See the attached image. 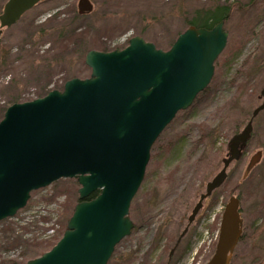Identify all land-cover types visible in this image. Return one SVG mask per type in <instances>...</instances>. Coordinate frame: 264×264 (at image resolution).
<instances>
[{"label": "rangeland", "instance_id": "1", "mask_svg": "<svg viewBox=\"0 0 264 264\" xmlns=\"http://www.w3.org/2000/svg\"><path fill=\"white\" fill-rule=\"evenodd\" d=\"M77 1L42 0L2 28L0 118L12 103L61 90L71 78H87L90 68L84 59L89 50L122 49L133 36L167 50L195 11L228 7L223 25L227 43L214 62L213 76L152 145L129 208L134 227L111 257L123 256L127 264H166L192 207L221 169L230 138L262 103L264 0H90L93 9L84 15L77 14ZM6 2L0 0V14ZM203 123L214 130L206 138ZM252 125L240 158L228 166L223 185L203 202L169 264L206 263L231 195L240 200L242 237L230 264H264V109ZM78 188L75 178H61L32 191L23 208L0 221V260L25 261L49 250L66 229Z\"/></svg>", "mask_w": 264, "mask_h": 264}, {"label": "water", "instance_id": "2", "mask_svg": "<svg viewBox=\"0 0 264 264\" xmlns=\"http://www.w3.org/2000/svg\"><path fill=\"white\" fill-rule=\"evenodd\" d=\"M40 1L7 0L0 34ZM92 9L90 0L77 1L79 14ZM223 25V20L211 28L189 25L167 50L140 36L131 37L122 49L89 50L84 59L90 68L87 78H71L61 90L5 109L0 119V221L23 208L32 191L61 178H75L79 184V202L62 236L24 264H107L115 246L134 227L129 207L152 145L213 76L214 62L227 43ZM260 95L262 103L230 138L228 155L206 183L189 223L225 181L230 163L240 158L253 119L264 109V85ZM239 201L235 195L229 197L215 250L205 264H229L242 232ZM186 231L187 227L176 245Z\"/></svg>", "mask_w": 264, "mask_h": 264}, {"label": "trees", "instance_id": "3", "mask_svg": "<svg viewBox=\"0 0 264 264\" xmlns=\"http://www.w3.org/2000/svg\"><path fill=\"white\" fill-rule=\"evenodd\" d=\"M42 1V0H41ZM40 1V2H41ZM77 14L78 11H77ZM79 15H84V14H79ZM228 17V7H226L225 5L223 4H219L217 6H215L214 8L212 9H207V10H197L195 11L194 13V16L188 21V26L189 25H195L197 27H205V28H211L214 24H216L218 21L220 20H223L225 21L226 18ZM105 51H107L108 49L107 48H104ZM201 94V93H199ZM198 94V95H199ZM197 95V96H198ZM3 116V115H2ZM2 118V117H1ZM0 118V119H1ZM201 128V132H202V135L206 137H209L210 135L213 134L214 130L211 129V126L210 125H206V124H202L200 126ZM204 139V137H203ZM208 155L210 156L211 155V152L209 151L208 152ZM224 158V157H223ZM222 158V159H223ZM221 159V160H222ZM201 161V164L203 165V167H205V159H200ZM213 178V177H212ZM225 182V181H224ZM223 182V183H224ZM223 183L221 184V186L223 185ZM219 188V187H218ZM78 191V190H77ZM186 193V191H185ZM183 193L182 196L185 194ZM97 194V191L93 192L87 199H91L93 198L95 195ZM79 201V199H78ZM178 203V201L176 202ZM76 205V204H75ZM74 205V206H75ZM74 209V208H73ZM73 212V211H72ZM72 214V213H71ZM71 216V215H70ZM241 237L242 235L240 236V239L239 241L241 240ZM54 244V243H53ZM53 244H50L49 246H53ZM115 250V249H114ZM45 252V251H44ZM43 252V253H44ZM42 254V253H41ZM40 254V255H41ZM113 254V253H112ZM39 255V256H40ZM37 257V256H35ZM35 257H32L31 258H27L25 261H18L17 259H5V260H0V264H24L27 260L29 259H32V258H35ZM112 257V256H111ZM110 259L108 260L107 264H127L128 263V259L124 258L123 256H120L118 257L117 259L113 258V259ZM230 264V262H229Z\"/></svg>", "mask_w": 264, "mask_h": 264}, {"label": "flooded vegetation", "instance_id": "4", "mask_svg": "<svg viewBox=\"0 0 264 264\" xmlns=\"http://www.w3.org/2000/svg\"><path fill=\"white\" fill-rule=\"evenodd\" d=\"M199 196H200V195H199ZM193 207H194V206H193ZM193 207H192V209H193ZM202 207H203V204H202V206L198 209V211L196 212V214H195V216H194V219L196 218V215H197L198 212L202 209ZM192 209H191V212H192ZM191 212H190V214H191ZM190 214H189V215H190ZM189 215H188V217H187V224H186V226H185V227H187V231H188V229H189V226H190V225L192 224V222L194 221V219H193V221H192L191 223L188 222ZM185 227H184V228H185ZM187 231H186V233H187ZM186 233L184 234V236L186 235ZM180 234H181V233H180ZM180 234H179V236H180ZM179 236L177 237L176 242L174 243L172 249L169 251V254H168V260H167L166 264H169V263H170L171 258H172V256H173V254L175 253V250H176L177 246L179 245V243L181 242L182 238L184 237V236H182L181 239L179 240L178 244L176 245ZM175 245H176V246H175ZM172 250H173V251H172ZM171 251H172V252H171ZM232 255H233V253H232ZM231 259H232V256H231ZM254 264H255V263H254Z\"/></svg>", "mask_w": 264, "mask_h": 264}]
</instances>
